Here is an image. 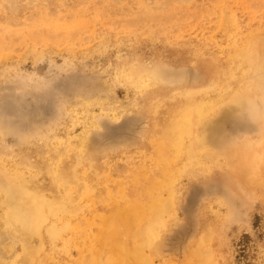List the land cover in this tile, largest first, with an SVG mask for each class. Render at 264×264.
Segmentation results:
<instances>
[{"label":"rangeland","instance_id":"1","mask_svg":"<svg viewBox=\"0 0 264 264\" xmlns=\"http://www.w3.org/2000/svg\"><path fill=\"white\" fill-rule=\"evenodd\" d=\"M240 58L251 69L231 78ZM255 89L264 90V0H0V156L42 173L35 193L110 175L120 199L141 204L136 229L157 216L158 238L149 243L145 229L122 264H264V143L254 142L264 139V93L238 108ZM2 165V177L13 173ZM144 179L157 182L150 195ZM166 180L174 211L152 215ZM18 253L17 263L35 261ZM39 259L78 256L60 247Z\"/></svg>","mask_w":264,"mask_h":264},{"label":"bare ground","instance_id":"2","mask_svg":"<svg viewBox=\"0 0 264 264\" xmlns=\"http://www.w3.org/2000/svg\"><path fill=\"white\" fill-rule=\"evenodd\" d=\"M243 49L246 50V46ZM241 60L242 58L236 61L234 59L233 63L228 66L231 78H235L234 70L240 73L251 69L244 68L245 70H241ZM246 79L248 87L253 88L256 81L252 78ZM224 82V85L232 83L231 79H227L221 84ZM238 83H242V79ZM262 93L264 90L260 91L259 89L252 90L250 93H243L238 108L246 104L249 97L258 96ZM200 95L198 90H194L189 97L195 100ZM218 100L211 99L206 108L212 112H219L216 103ZM226 105L230 106L229 103ZM198 110L201 111L200 108ZM231 111L228 109L225 114L228 115ZM175 121L176 123L189 122L185 116H178ZM202 123L208 127L205 122ZM184 125L189 126L188 123ZM177 126L179 125L174 124L173 127ZM176 132L178 133L173 135V148L178 151L182 142L176 140L183 139L184 134L179 129ZM254 140L257 147H262L263 138L258 136ZM37 141L33 140L26 143L22 149L27 144H29L27 145L29 148L33 147ZM7 157L0 156V162L4 163L2 167L6 169L7 165H12L15 166V169L12 174L10 172L6 177H2L0 170V227L3 232H0L2 233L0 234V250L4 254L0 255V264H20L14 257L19 255V251L24 252L22 255L33 256L35 261H30V264H47L43 259H39L40 255L60 247L66 249V253L78 256V259L73 261L77 262L76 264H122V260H124L122 258L128 255V245L136 242L137 236L145 229L150 232L153 231V233H149V243L158 238L160 231L155 232V229L158 228L156 226H159L160 223L158 222L160 221L157 216L151 217L143 228L136 229L133 226L136 218L133 211L141 204H132L123 201L122 198L120 199L123 191L116 188L110 175L102 178L96 176L98 178L95 180L93 177L82 182L75 180L74 176L72 181H76L79 185L78 188L73 187L60 192L42 191L35 193L37 186L34 182L42 176V173L25 169L19 166L16 160H10ZM28 173L29 177L26 176ZM135 180L140 179L137 177ZM144 181L147 185L145 194L150 195L156 189L157 182L148 179H144ZM52 184L56 189L58 186H62L58 182ZM161 185L170 189L168 197L162 199L160 195L150 198L148 205L152 215H158L159 212L151 209V207H163L164 211L162 210L160 214L170 210L174 211V203H172L174 181L166 180ZM54 204L56 206L51 207ZM3 206L5 208L2 209ZM119 209L124 213L117 220L116 217L121 213ZM140 217L142 220L148 219L146 213L141 214ZM161 223L165 226L164 222ZM117 240L120 241V246L115 249L113 243ZM152 252L155 251H151L148 255H154ZM183 264L197 263L193 261Z\"/></svg>","mask_w":264,"mask_h":264}]
</instances>
